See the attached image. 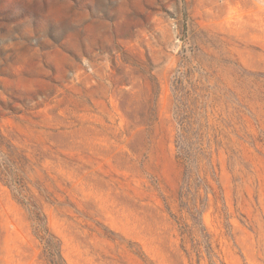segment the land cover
<instances>
[{"label": "rangeland", "instance_id": "rangeland-1", "mask_svg": "<svg viewBox=\"0 0 264 264\" xmlns=\"http://www.w3.org/2000/svg\"><path fill=\"white\" fill-rule=\"evenodd\" d=\"M0 264H264V0H0Z\"/></svg>", "mask_w": 264, "mask_h": 264}]
</instances>
